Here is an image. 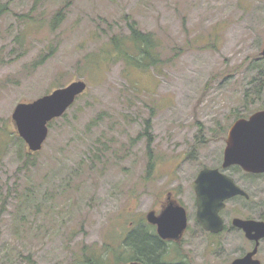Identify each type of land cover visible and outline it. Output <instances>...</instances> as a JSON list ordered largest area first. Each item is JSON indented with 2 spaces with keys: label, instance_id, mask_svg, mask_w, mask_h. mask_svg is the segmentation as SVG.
Here are the masks:
<instances>
[{
  "label": "rangeland",
  "instance_id": "374dc122",
  "mask_svg": "<svg viewBox=\"0 0 264 264\" xmlns=\"http://www.w3.org/2000/svg\"><path fill=\"white\" fill-rule=\"evenodd\" d=\"M4 5L0 264H82L92 250L99 264H123L131 256L127 234L140 221L155 231L146 214L169 203L183 206L193 227L191 175L219 163L235 119L264 108V0H0ZM59 9L63 20L54 28ZM128 19L158 38L156 70L98 56L109 37L129 33ZM76 80L87 83L85 92L48 124L42 148L27 159L14 107ZM211 242L184 234L165 246V258L225 262L242 243L225 236Z\"/></svg>",
  "mask_w": 264,
  "mask_h": 264
},
{
  "label": "water",
  "instance_id": "95a60500",
  "mask_svg": "<svg viewBox=\"0 0 264 264\" xmlns=\"http://www.w3.org/2000/svg\"><path fill=\"white\" fill-rule=\"evenodd\" d=\"M264 57V46L261 50ZM87 88L84 80H76L68 85L58 87L29 102H19L12 111L17 134L24 140L29 153L39 151L48 135V124L61 117L83 94ZM239 164L253 172H264V110L254 113L248 119H239L229 130L227 146L224 151V166ZM217 174L220 181L207 182V176ZM197 219L206 228L214 232L222 229L218 211L223 207L224 200L242 192L225 175L217 170L204 168L196 179ZM146 220L157 226V233L163 239H178L186 228V210L181 205L168 204L160 214L150 211ZM235 224L244 227L250 237L264 236V223L256 221L244 222L235 219ZM255 231L257 235H253ZM250 256L237 258L230 264L249 263ZM129 264H142L132 261ZM258 264V262L254 263Z\"/></svg>",
  "mask_w": 264,
  "mask_h": 264
},
{
  "label": "flooded vegetation",
  "instance_id": "af4514ba",
  "mask_svg": "<svg viewBox=\"0 0 264 264\" xmlns=\"http://www.w3.org/2000/svg\"><path fill=\"white\" fill-rule=\"evenodd\" d=\"M262 109L254 110L250 113L247 117H240L235 119L234 122H236L239 119H248L251 117L254 113L258 111H262ZM233 122V123H234ZM232 123V125H233ZM231 125V126H232ZM231 126L228 129L227 137L225 138V146L221 154V159L219 163L213 164V165H203L201 168L197 169L195 174L191 175L189 188L193 195V206L195 208L194 216H193V227H190L189 224V217L187 215V223L186 228L183 230L182 234L178 239H163L159 236L157 233V226L152 223H148L153 227L152 232H149L153 235H155L160 240L164 241L165 246L168 245L169 242H175L182 238L184 234H187L188 236H191L193 238H206L208 241H212L211 245L217 246L222 239V237L226 238H237L239 239V242L241 241V245H239V251H237L235 254V257L229 261L225 262H214L211 264H230L232 261H234L237 258H243L245 256H250L248 258L249 263H256L258 264H264V236H258L250 237L247 235L244 227L235 224V219H240L241 221L248 222V221H256V222H262L264 223V172H253L248 171L244 169L239 164H231L228 166H224V151L227 146V140H228V134ZM215 169L218 171V173L225 175L227 178H229L235 186H237L242 192H238L237 194L231 196L230 198H227L224 200L223 207L218 211V215L221 218L222 222V229L218 232L211 231L209 229H206L197 219V195L195 191V185H196V179L198 177V174L204 169ZM218 182V184L223 183V181H220L217 177V174H211L207 176V182L209 183H215ZM232 201H236L235 205L232 207L229 206V203ZM170 204V203H169ZM174 205H180L175 204ZM145 223L143 222V226L145 227ZM143 228V227H142ZM253 235H257L255 231L252 232ZM94 252V250H92ZM95 253V252H94ZM95 261H99L98 258H94ZM126 261L123 264H129L132 261L137 260H124ZM141 262V261H139ZM171 263H182V264H188L187 261L184 259L173 258L170 261ZM142 263V262H141ZM113 264V263H110ZM143 264V263H142Z\"/></svg>",
  "mask_w": 264,
  "mask_h": 264
},
{
  "label": "trees",
  "instance_id": "16d2710c",
  "mask_svg": "<svg viewBox=\"0 0 264 264\" xmlns=\"http://www.w3.org/2000/svg\"><path fill=\"white\" fill-rule=\"evenodd\" d=\"M6 11V5L0 6V16ZM62 20L63 13L59 9L52 18V26L56 28ZM128 30V34H114L109 37L98 56L106 60L115 56L117 59L124 60L125 65L129 67L156 70L162 62L158 50V38L151 32H143L140 30L134 20L128 19ZM46 56L47 55L44 57L41 56L42 58L37 60L34 65H41L46 60ZM146 126L145 136L148 137L147 144L150 150L152 142V137L149 133L151 128L150 121L147 120ZM36 153L37 152L27 153L25 157L29 159ZM24 164H27V161L24 162ZM29 165L33 166L35 163L31 162ZM148 167L149 170L152 167L151 160L149 161ZM23 202L27 204L29 202V196H25ZM142 223L143 222L140 221V224ZM146 226L144 228H142V225L138 228L136 227L127 234L124 240V252L125 249H130L131 256L126 260H137L141 261L143 264H182L181 262L171 263V259L167 260V258H165L166 251L164 241L149 233L147 229L148 226ZM84 255L85 260L82 261V264H99V261H95L94 258L100 260V253L89 252L87 255Z\"/></svg>",
  "mask_w": 264,
  "mask_h": 264
}]
</instances>
